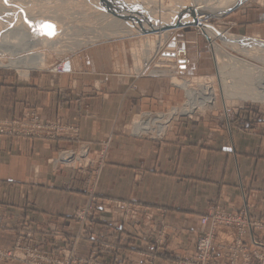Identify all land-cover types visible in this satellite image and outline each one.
<instances>
[{"label": "crops", "instance_id": "obj_1", "mask_svg": "<svg viewBox=\"0 0 264 264\" xmlns=\"http://www.w3.org/2000/svg\"><path fill=\"white\" fill-rule=\"evenodd\" d=\"M246 16L230 30L264 41V7ZM76 78L43 86L0 80V118L34 104L43 117L75 118L80 138L92 148L113 132L96 189L92 234L78 241L77 256L95 249L104 264H172L176 256L191 254L208 229L200 217L209 205L264 215V115L250 108L226 116L210 113L181 120L160 139L139 137L124 131L123 123L134 113L172 103L178 97L174 88L153 76L138 79L135 89L114 75ZM55 146L0 136V244L13 243L23 216L37 226L45 246L63 245L62 233L79 232L73 212L88 197L72 170L46 163ZM116 205H130L134 218ZM158 239L162 253L155 250ZM231 239V230L219 228L214 243L226 246Z\"/></svg>", "mask_w": 264, "mask_h": 264}, {"label": "rangeland", "instance_id": "obj_2", "mask_svg": "<svg viewBox=\"0 0 264 264\" xmlns=\"http://www.w3.org/2000/svg\"><path fill=\"white\" fill-rule=\"evenodd\" d=\"M128 1L130 0H124L125 3ZM150 2L149 5H145L144 2L142 4L145 6L136 9L123 8L125 13L122 14L120 5L123 3L114 5L105 0H7V2L0 0V60L3 63H7L9 59L15 61L22 58L25 52L28 55L29 52L30 54L43 52L45 56L43 65L38 67L0 64V80L38 85L41 83L43 86L45 82L54 83L57 79L58 82H72L77 80L76 76L80 79L86 77L104 80L114 75L126 78L129 80L128 86L135 89L138 79L157 77L164 86L169 85L176 90L178 96L176 100L167 106L160 103L154 109L134 113L131 115L133 117L130 116L125 125L124 123L122 125L127 133L151 139L164 137L185 118L189 121L210 113L216 115L222 113L226 116L236 114L240 108H250L254 114L264 115V102L251 98H238L236 97L238 93L225 92L229 89L232 80L237 81L240 76L252 73L249 67L235 64V60L264 68V49L260 51L252 48L249 52H244L230 47L218 36L207 35L198 25L197 17H194L195 20L193 18L190 20L185 10L187 5L194 8V3L209 6L212 4L222 10L236 2L230 9H223V13L205 15L202 17V22L211 24L221 33L239 37L241 35L234 34L230 26L247 13L252 15L253 9L264 7V0H150ZM183 7L185 8L182 9ZM116 11L121 18L115 15ZM180 18L183 19L180 26L164 27L165 20L175 23ZM42 21L55 25L54 35H41L30 26ZM19 34H25L26 37L28 34V45H33L32 49L19 51L22 46L16 47L18 43L14 41L7 45L9 44L6 41L7 37L14 39V36ZM248 37L250 36L245 35L240 38L243 40H251V37L260 38ZM177 49H184V54H181L183 56L175 54L174 50ZM181 80L187 81L188 87L197 89L201 84L212 85L218 91V96L214 103L197 107L191 113L174 114L169 122L165 121L166 124L169 123L168 127L160 134L146 128L145 124L149 120L145 121L141 130L135 129L136 132L133 129L137 126V123L135 125L133 123L134 119L138 120L145 113L160 112L166 115L171 108L184 106L187 103L186 89L182 86ZM255 81L253 80L252 89L256 88ZM238 90L240 89L236 87L231 92ZM222 96H225L224 102ZM223 103H226V107ZM112 134L113 132H110L99 139L97 146L92 148L89 141L80 138V127L75 118L66 119L61 115L43 117L34 104L26 105L9 117L0 118V136L56 142L46 163L53 169L61 166L62 169L72 170L81 182L79 190L88 197L87 204L73 212V217L80 223L79 232L74 236L62 233L64 244L57 247L45 246L43 243L45 238L40 236L37 226L32 224L30 218L23 216L13 243L0 244V264H104L98 259L97 250L92 249L84 257H79L76 254V246L79 240L87 239L92 234L91 220L98 210L96 189L108 161ZM58 142L65 143L58 145ZM116 206L124 208L125 217L134 218L131 214L133 208L130 205ZM248 209L242 207L235 211H225L217 205H209L207 213L200 217V223L207 225L208 229L197 237L191 254L176 256L172 264L193 258L198 240L205 236L210 238L212 244L211 264H231L229 247L238 239L241 240L242 246L247 248L250 257L252 256L253 264H260L253 256L256 247L253 241L264 244V227H261L264 215H250ZM214 213H220L232 222L218 225L213 224L212 221L202 223V218ZM254 221H257L258 228L254 226L255 229L249 230L246 223ZM219 228L232 231V239L226 246H215L214 237ZM48 230L54 232L52 227ZM160 239L156 241L155 250L162 253L164 246ZM221 251L224 256L220 258Z\"/></svg>", "mask_w": 264, "mask_h": 264}, {"label": "bare ground", "instance_id": "obj_3", "mask_svg": "<svg viewBox=\"0 0 264 264\" xmlns=\"http://www.w3.org/2000/svg\"><path fill=\"white\" fill-rule=\"evenodd\" d=\"M105 1H108L109 3L114 4V5H118L120 3H123V5H120L122 14L125 13V10L123 8H125L126 10H130L129 7H133V9H136L139 6H145V5H149L151 3L150 0H143L144 2H146L145 5L142 4L144 2H142L141 0H140V2H139V0H130L126 3L124 2V0H105ZM185 4H187V3H185ZM235 4H236V2H233L229 6L224 7L223 9L224 10L230 9ZM173 5H169V6L174 7ZM184 8L185 7H183L182 9H184ZM168 9H169V7H168ZM223 9L221 10V8L214 7V6H212V4L209 6L207 4H205V5L199 4L198 5V4L194 3V8L193 7L191 8V6L187 5L185 10H186L188 16H190V20H192V18H193V20H195L194 17L195 18L197 17L198 25L201 26V28L204 30V32L207 33V35H209L210 37L218 36L220 39L226 41L225 42L226 45H228L230 47H235V48H237L241 51H244V52H249L252 48H253V50L255 48L256 50H260V51L262 49H264V41H262V42L260 40L251 41L253 39L243 40L242 38L235 36L233 34L221 33L219 30H217L211 24H207V23L202 22V17H205V15L207 16L208 14L210 15L213 13H223V11H224ZM131 17H133V16H131ZM33 18H35V17H33ZM182 20L183 19L180 18L177 21H179L178 22L179 24H182L183 23ZM170 21L171 20H165L163 23H166V25H172L173 23H169ZM166 25L164 27H167ZM27 37H28V34H27ZM27 37L25 34L16 35V36H14V39L13 38L10 39L7 37L6 41L9 42V44H7V45L12 44L14 41V42L18 43V45L16 47L22 46L21 50H19V51H27L28 48L30 50V48L33 47V45H28V38ZM10 41H12V42H10ZM159 45H160V43L158 44V46ZM15 49L18 50V48H15ZM7 53H9V51ZM44 57L45 56H44L43 52H33V53L31 52V54L29 52V55L26 54V52H25V55H23L22 58H20V59H17L15 61L12 59H9L7 63L6 62L3 63L0 60V64H4V65H8V66L21 65L22 67L26 66L27 68L38 67L41 64L43 65ZM229 58L231 59L233 57H229ZM236 63H238V65H241L244 67H249L248 69L251 70L252 73H249L248 75H245V76H240L239 78H237V81L232 80L229 83V89L228 90L225 89L226 90L225 92L227 94L228 93H238V94H236V97H238V98L239 97L240 98L241 97L246 98V99L251 98V99H257V100L264 102V68L251 66L250 64L246 65L244 63V61L239 62V61L235 60V64ZM253 67H256V68H253ZM253 80H256L255 81L256 88H254V89H252ZM181 81L183 82L182 86H184L186 89V94H187V99H188L187 103L184 106L171 108L166 115H164L160 112L157 114H152V113L143 114V116L139 117L138 120L134 119L135 120L133 122L134 125L137 123V126H135L133 128L134 130L135 129L141 130L142 125L144 123H146L145 121L149 120V122H147L145 124L146 128L148 130L151 129L153 132L160 134L166 130V127H168V124H169L168 122H169L170 118H172L174 116V114H176V113L178 114L179 112H185V113L190 112L191 113L197 107H200V106L207 104V103H214V100L218 96V93H217L218 91L212 85L201 84L199 86V88L197 89V88L188 87L187 81H185V80H181ZM181 81H179V82H181ZM236 87H238V89H240V90H238L236 92H231ZM224 98H225V96H222L223 102H224ZM223 106L226 107V103H223ZM153 113H156V112H153ZM165 121H168L167 122L168 124H166Z\"/></svg>", "mask_w": 264, "mask_h": 264}, {"label": "built area", "instance_id": "obj_4", "mask_svg": "<svg viewBox=\"0 0 264 264\" xmlns=\"http://www.w3.org/2000/svg\"><path fill=\"white\" fill-rule=\"evenodd\" d=\"M174 51H175V54L179 56H183L181 54H184L185 52L184 49H177ZM221 215L222 214L220 213H214L211 216L204 217L202 218V223H207L208 221L209 222L212 221L213 224L218 225L221 223H231L232 222V220L225 219V217ZM237 219H239V217ZM261 224H262L261 227H264V222ZM256 225H257V221L246 223V226L250 228L249 230L255 229L254 226ZM256 228L258 227L256 226ZM253 243L257 247V248L255 247V249L253 250L254 252L253 256L256 259H258V263L264 264V244H261L259 242H254V241ZM211 246H212L211 240L208 236L200 238L197 243V250H196L194 257L188 260H184L183 262L179 261L175 263L176 264H211V257H212V253H211L212 247ZM259 246H262V248H259ZM229 252H230L231 264H253L254 262V260L253 261L251 260L252 256L250 257V255L248 254L247 248L242 246L240 239L236 240L234 244H232L229 247Z\"/></svg>", "mask_w": 264, "mask_h": 264}, {"label": "snow or ice", "instance_id": "obj_5", "mask_svg": "<svg viewBox=\"0 0 264 264\" xmlns=\"http://www.w3.org/2000/svg\"><path fill=\"white\" fill-rule=\"evenodd\" d=\"M7 2V0H5ZM35 31L41 35L52 36L55 34V25L47 21L37 22L35 25H31Z\"/></svg>", "mask_w": 264, "mask_h": 264}, {"label": "water", "instance_id": "obj_6", "mask_svg": "<svg viewBox=\"0 0 264 264\" xmlns=\"http://www.w3.org/2000/svg\"><path fill=\"white\" fill-rule=\"evenodd\" d=\"M117 12H118V11L114 12L115 15H116L117 17H120V18H121V15H120L119 13H117ZM122 17H124V16H122ZM178 22H179V21L173 23L172 25H166V26L169 27V28H170V27L180 26L181 24H179ZM67 65H68V63H67ZM67 65H66V68H68Z\"/></svg>", "mask_w": 264, "mask_h": 264}]
</instances>
